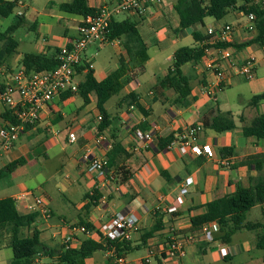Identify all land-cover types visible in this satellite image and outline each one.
Segmentation results:
<instances>
[{"label": "crops", "instance_id": "1", "mask_svg": "<svg viewBox=\"0 0 264 264\" xmlns=\"http://www.w3.org/2000/svg\"><path fill=\"white\" fill-rule=\"evenodd\" d=\"M70 1L32 0L30 5H24V0H18L17 6H24L26 11L16 13L23 16V24L12 34L17 42L15 55L12 54L0 66V73L4 77L22 67L23 54L55 56L60 47L77 37L82 17L60 12L56 7ZM116 1L88 0V6L97 8ZM176 1L160 0V4L148 2V9L142 17L128 13L141 26L142 38L154 34L156 42L148 45L144 41L149 58L144 70L118 93L114 116L108 113L105 103L104 109L111 119L107 129L101 132L97 130V116L100 113L96 100L94 106L89 107L92 93L88 95L89 103L71 110L65 121L62 109L64 104L67 108L73 103L78 95L74 94L53 103L38 121L25 127L10 150L0 151V169L12 161H20L13 172L0 179V199L9 197L14 200L19 213L37 216L32 226L23 231L26 236L33 230L38 232L41 247L32 264L38 261L59 264L58 258L65 250L63 236L68 233L67 226L84 225L81 222L90 225L88 229L91 232L71 234L70 248L66 250H79L85 240L100 243L103 247L84 259L83 264H116L117 258L123 259L121 264H139L148 255L149 249L154 251L149 264H264V253L255 245L256 231L248 230L234 233L229 243L215 239L218 232L214 233L210 243L197 239L187 245L184 256L178 260L159 256V249L168 236L172 232L188 234L191 218L203 214L207 203L233 193L237 186L247 187L253 178L264 173V163L261 172H258L253 164L246 162L249 156L264 154V143L246 138L241 133L244 124L264 113V100L254 106L249 103L253 95L264 91V73L257 75L258 65L264 63V46L251 44L239 50L233 47L236 55L242 58L248 55L255 57V75L249 81L235 76L213 94L207 93L205 76L195 68L194 63L183 65L182 73L188 78L191 88L183 105L173 89L162 88L159 84L167 74L173 52L177 49L163 59L160 56L162 46L186 38V30L175 33L178 16L173 6ZM227 14L234 18V21L224 23L235 29L234 44H242L255 36L254 32L245 30L246 22L241 21L244 16L242 12L230 9ZM20 29L22 32L18 35ZM192 30H197V27ZM20 44L30 50L18 52ZM193 45L194 41L190 46ZM118 47L119 58H124L123 48ZM151 49L153 51L150 53ZM148 67L152 73L145 78L143 76ZM109 73L97 78L93 71V76L100 81ZM79 77L82 79L78 83L83 80V73L78 74ZM244 91H247L245 96ZM130 93L136 97L139 107L123 103L122 98ZM2 112L3 106L0 104V114ZM214 116L231 118L235 128L219 133L213 131L205 124ZM153 124L159 128L156 132L158 138L173 135L187 125L201 124L200 142L211 146L212 157L180 155L175 148H160L156 142L134 150L133 131L139 125H144L146 130L152 129ZM72 130L76 135L74 143L67 139L68 132ZM97 136H102L104 142L95 144ZM113 142H119L129 157L117 166L109 167L103 176L88 172L80 160L83 150L88 147L93 155L107 158ZM107 143L110 147H106ZM226 147L233 148L231 156L223 157L230 160L228 168L218 164L222 158L219 149ZM188 177L192 178V184L188 186L187 193L181 194L180 187ZM25 190L44 197L51 214L49 219H44L38 212L26 211L25 204L31 198L15 199ZM93 191H96L97 201L89 198ZM119 212L133 214L137 224L129 232L127 240L116 241L125 244L124 251L116 252L114 245L105 243L100 227ZM158 221L160 229L143 239L144 233ZM8 251H11L9 235L3 231L0 232V264L10 263ZM60 264L74 263L66 260V263Z\"/></svg>", "mask_w": 264, "mask_h": 264}, {"label": "trees", "instance_id": "2", "mask_svg": "<svg viewBox=\"0 0 264 264\" xmlns=\"http://www.w3.org/2000/svg\"><path fill=\"white\" fill-rule=\"evenodd\" d=\"M18 0H0V18H7L13 13ZM60 12L84 17L94 14L97 10L88 6V0H71L68 3L56 5ZM178 16L176 32L194 29V27L204 26V19L211 17L220 20L227 15L230 9H235L243 14L253 13L256 22L255 36L242 44H230L235 49H241L251 44L264 46V0L262 3H255L254 0H177L173 6ZM23 24V16L16 15L13 22L0 31V66L5 64L7 59L15 53L17 42L12 34ZM194 45L182 46L173 52L171 65L167 74L159 81L162 88H171L179 97L181 103L185 105V98L190 92L189 80L182 73V66L187 63H197L203 55L206 46H200L208 40L207 35H203L198 30L190 32ZM108 40H119L121 42L125 57L119 58L118 66L105 78L97 81L93 76V70L86 62L77 67V73H83V80L78 85L76 93L65 92L61 95V100L78 94L83 100V105L89 103V94L96 95V107L101 115L97 130L99 132L107 129L111 124L110 115L104 109L105 103L123 89L130 81L136 78L137 74L144 70L145 62L149 58L148 47L144 42L138 24L130 19L116 20L112 18L109 23ZM225 46V45H224ZM56 56V55H55ZM55 56L25 53L21 58L22 68L26 73L42 70H51L56 67ZM84 71V72H83ZM123 103L126 105H139L133 94L125 95ZM264 100V91L255 94L250 99V105H256ZM3 122L16 123L10 111L4 110L0 114ZM215 132L230 131L235 128L231 118L214 116L211 121L205 124ZM137 129L146 130L144 125L137 126ZM241 133L246 138H253L264 143V113L256 115L249 123L244 124ZM173 135L159 138L157 145L165 148L172 140ZM233 148L219 149L220 157L231 156ZM129 154L122 148L119 142H113L112 149L107 154L108 168L117 166L125 161ZM246 162L253 164L254 168L261 172L264 163V154L249 156ZM20 165V161H12L0 169V179L14 171ZM97 201L96 191L89 197ZM94 201V202H95ZM93 202V203H94ZM91 203V205H94ZM256 205L261 206L262 222H246L245 214ZM203 214L191 218V226L188 233H198L201 228L210 222H217L219 231L215 237L221 243H229L231 236L240 230L256 231V248L264 253V173L258 174L251 180L247 187L237 186L235 191L229 195L215 199L205 206ZM36 214L19 213L15 207L13 199L6 197L0 199V232L5 231L9 235V247L12 251V259L9 264H32L34 257L40 251L41 243L38 232L33 230L29 236L24 234L25 229H29L36 219ZM85 227L91 226L81 222ZM159 221L147 232L143 239L151 236L160 229ZM106 239L108 246H115V251H124V242L116 243L117 240ZM103 249L100 243L85 240L79 250H63L59 256V264L66 263V260L74 264H83L84 259L91 256L95 251Z\"/></svg>", "mask_w": 264, "mask_h": 264}, {"label": "built area", "instance_id": "3", "mask_svg": "<svg viewBox=\"0 0 264 264\" xmlns=\"http://www.w3.org/2000/svg\"><path fill=\"white\" fill-rule=\"evenodd\" d=\"M148 2L160 4V0H117L114 4H103L96 8L94 14L82 17L77 28V37L69 44L60 47L56 53L57 65L51 70H42L26 73L21 67L7 77L0 73V104L3 111L11 112L16 123L4 122L0 127V151H8L14 142L24 131L25 127L38 121L41 114L48 110L56 101L61 100V95L65 92L76 93L79 83L77 79V67L86 62L91 68V60L86 57V50L90 46L100 47L105 44L119 46L120 41L108 40L110 20L117 14L128 12L142 17L148 9ZM245 17V30L256 32V22L253 13L243 14ZM209 37L203 45V55L195 68L204 74L208 94H213L221 89L223 84H227L235 76H240L245 80H252L255 75L256 59L252 55L244 58L236 55L233 44L235 29L230 24L209 25L205 29ZM225 45V46H224ZM138 85L137 82H135ZM130 108H132L130 106ZM126 118V115L124 116ZM123 118V119H125ZM101 120V115L97 116V121ZM157 124H153L152 129H135L133 137L135 140L134 150L157 142ZM203 130L201 124L187 125L180 131L173 134L172 140L166 146L167 149L175 148L180 155L202 156L211 158L213 155L211 146L200 142V133ZM68 142L74 143L76 135L74 131L67 134ZM95 144L104 142L102 136L94 139ZM106 147H110L107 143ZM86 166L88 172H94L99 176L106 174L108 161L106 157L93 155L86 147L80 158ZM221 167L228 168L230 160L221 158L218 161ZM192 184V178L184 180L180 187L181 194L187 193L188 186ZM31 198L25 204L28 213L38 212L44 219L50 218V211L47 208L44 197L41 194H34L25 190L15 199ZM137 218L133 214L115 213L108 222L101 225L100 231L109 240H127L129 232L136 228ZM66 228V226H65ZM67 235L63 236L64 249H69V242L75 232L89 234V230L84 225L67 226ZM219 231L217 222L205 224L198 233L178 234L171 233L165 243L159 249V256L170 260H178L184 256L186 247L195 240L210 243L214 239V233ZM154 255L152 249L148 250V255L141 259L139 264H149ZM116 264L123 263L122 258L116 259ZM35 264H51L36 262Z\"/></svg>", "mask_w": 264, "mask_h": 264}, {"label": "rangeland", "instance_id": "4", "mask_svg": "<svg viewBox=\"0 0 264 264\" xmlns=\"http://www.w3.org/2000/svg\"><path fill=\"white\" fill-rule=\"evenodd\" d=\"M32 2V0H24V5H30ZM258 3H262V0H257ZM26 8L20 7V6H16L15 9L13 10V13L11 15H9L7 18L2 19L0 18V31H3V29L9 25L10 23L13 22L12 19H14L17 11H26ZM14 17V18H13ZM115 19L117 20H123V19H130L132 21H134V19L132 17L128 16V12H123L120 14H117L114 16ZM232 22L234 21V18L232 15H226L224 16L222 19L220 20H214L211 17H207L204 20V26H198L197 30L202 32L203 35H206L205 33V29L207 26L209 25H221L227 22ZM241 21H245V17H241ZM138 29L139 31H142L141 26L138 25ZM192 29L186 30V38H179L178 41H174L172 44L170 45H163L162 50L160 52V56L163 57V59H165V57L170 54L172 51H174V49L178 48V47H182V46H190V44L193 43V40L190 36V32ZM22 32V29H20L18 35ZM144 41L148 44V45H153L156 42L155 39V35H148V36H143ZM122 48V45L120 43L119 45ZM30 49L28 47H26L24 44H20L19 48L17 49L18 52H28ZM153 51V49L150 50V53ZM15 55V53L13 54ZM86 56L88 58L91 59V65H92V70L94 71L95 75L97 78H100L102 75H106L107 73L115 70L118 66V62H119V47L118 46H113L111 44H105L102 45L100 47H94V46H90L87 50H86ZM15 57V56H14ZM16 69V68H15ZM16 71V70H15ZM152 70L150 69V67L147 68L146 73L144 74L143 77H148L151 76ZM264 73V63H260L258 65V72L257 75H261ZM82 79V77H79L76 79V82H79ZM141 79V78H140ZM247 94V91L243 92V96H245ZM235 95V94H234ZM119 95H114L112 96L107 102H106V107H107V111L111 116H114L116 113V106L115 101L117 100ZM233 97V96H232ZM91 104L89 105V107L94 106L95 103H93L96 100V95L94 93L91 94ZM83 105V100L81 98L80 95H77L74 98V101L71 105H69L66 108V104H64V107L62 109L63 115H64V119L66 121V115H69L71 110H74L75 108H78L79 106ZM2 125V120L0 119V126ZM246 220L247 221H261L263 220L262 216H261V207L260 205H256L255 207H253V209L246 214ZM9 252V261L10 259H12V253L11 251Z\"/></svg>", "mask_w": 264, "mask_h": 264}]
</instances>
